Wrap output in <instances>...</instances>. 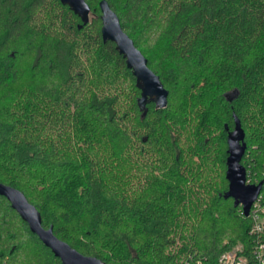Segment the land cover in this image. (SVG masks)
Instances as JSON below:
<instances>
[{
  "label": "trees",
  "instance_id": "1",
  "mask_svg": "<svg viewBox=\"0 0 264 264\" xmlns=\"http://www.w3.org/2000/svg\"><path fill=\"white\" fill-rule=\"evenodd\" d=\"M101 1L159 77L166 108L139 110L135 77L102 40ZM85 2L87 24L59 0H0V183L104 264H219L238 245L248 257L264 235L224 198L227 138L236 118L246 180L263 181L264 0ZM214 147L222 186L201 203L192 158L203 168ZM0 264H61L1 196Z\"/></svg>",
  "mask_w": 264,
  "mask_h": 264
},
{
  "label": "water",
  "instance_id": "2",
  "mask_svg": "<svg viewBox=\"0 0 264 264\" xmlns=\"http://www.w3.org/2000/svg\"><path fill=\"white\" fill-rule=\"evenodd\" d=\"M67 6L83 24L89 22L90 7L85 0H59ZM101 13V37L103 42L115 44L118 53L125 59L126 67L131 70L136 80V87L140 91L137 105L141 112H146V105L154 103L157 109L167 106L168 92L163 87L159 77L147 66V59L134 46L133 41L122 30L116 13L106 1L99 3ZM234 130L227 138V158L225 178L228 190L224 198H231L234 207L240 206L245 217L249 216L250 208L261 192L264 180L257 185L246 184V170L241 164L246 150L244 133L239 122L234 119ZM0 196L4 197L24 221L32 234L38 237L41 243L48 248L61 264H104L101 260L85 256L70 247L66 242L57 238L53 228L42 227L41 215L37 209L28 202L25 195L8 185L0 183Z\"/></svg>",
  "mask_w": 264,
  "mask_h": 264
},
{
  "label": "rangeland",
  "instance_id": "3",
  "mask_svg": "<svg viewBox=\"0 0 264 264\" xmlns=\"http://www.w3.org/2000/svg\"><path fill=\"white\" fill-rule=\"evenodd\" d=\"M215 135H216V133H215ZM187 145H188V143L186 142V144L183 145V147L186 148ZM211 146H214V145H211ZM215 149H216L215 147L213 149L208 148V150L211 151L212 153L211 152L208 153V163H207V165H203V168H200V165H201V158L200 157H201V155H199V153L195 154L192 158L193 162H194L193 166H194V170L196 171V174H198V171H203V174L201 175L200 181H193V183H191V181H190L188 183V186H192L193 187L192 191L198 193L199 198L202 200L201 203L208 201L209 198L206 194H208L209 191L211 193H213L214 188H221V186H222V184H221L222 178L221 179L219 178L220 174L222 173V167H221V164L214 159V157L218 156V154H217L218 151ZM209 154H210V156H209ZM129 176L136 179V172H132V173L129 172ZM131 177H129L130 184L132 182L135 183V181L132 180ZM141 178L143 179L142 176H141ZM200 185H201V187H199ZM201 203H199V206L201 205ZM189 207H190V204H188V209H189ZM201 207L204 208L205 206L202 205ZM194 223L195 224H201L202 223L201 218L195 219V217H194ZM14 229H15L16 233L20 234V236L23 235L22 229L16 223L14 224ZM175 245H176V249H177L178 247H180V242L177 241Z\"/></svg>",
  "mask_w": 264,
  "mask_h": 264
},
{
  "label": "built area",
  "instance_id": "4",
  "mask_svg": "<svg viewBox=\"0 0 264 264\" xmlns=\"http://www.w3.org/2000/svg\"><path fill=\"white\" fill-rule=\"evenodd\" d=\"M246 184L251 185L247 180ZM249 217L252 223L249 233L252 236H263L264 195H261V192L250 208ZM255 243L248 257L241 255L243 248L238 245L232 251L223 254L219 259V264H264V243L258 241Z\"/></svg>",
  "mask_w": 264,
  "mask_h": 264
}]
</instances>
